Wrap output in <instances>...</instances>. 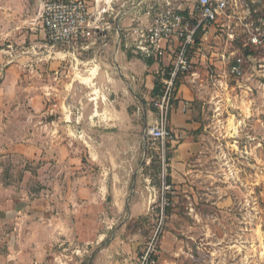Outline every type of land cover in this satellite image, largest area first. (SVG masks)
I'll return each mask as SVG.
<instances>
[{
  "label": "rangeland",
  "instance_id": "1",
  "mask_svg": "<svg viewBox=\"0 0 264 264\" xmlns=\"http://www.w3.org/2000/svg\"><path fill=\"white\" fill-rule=\"evenodd\" d=\"M243 1L254 27L264 23V5ZM38 11L39 0H0V48L23 68L15 99L0 102V241L36 213L67 224L55 253L83 257L82 264L99 256V264H141L152 250L157 264H264V44L252 46L238 32L227 48L223 37L231 63L245 59V73L231 74V63L207 69L189 155L176 153L181 139L164 155L153 141L129 152L117 140L115 165L101 166L91 163L85 138L59 129L56 90L51 112L32 102L52 81L102 73L63 69L58 52L67 47H52ZM78 89L72 121L62 126L88 133L92 119L79 110L90 111V91ZM51 142L70 144V155L83 163L60 164ZM29 143L36 160L27 155Z\"/></svg>",
  "mask_w": 264,
  "mask_h": 264
},
{
  "label": "crops",
  "instance_id": "2",
  "mask_svg": "<svg viewBox=\"0 0 264 264\" xmlns=\"http://www.w3.org/2000/svg\"><path fill=\"white\" fill-rule=\"evenodd\" d=\"M86 1L95 28L94 37L80 42L74 48L60 50L59 65L63 69H68L69 64L78 67L83 65L90 74L97 68L102 71L101 76L99 73L96 77L57 81V86L52 81L51 85L45 87L43 97L34 96L32 102H42L44 114L51 112V106L48 110L47 107L52 97L56 96L53 91L56 90L60 97L59 129L62 133L66 129L69 136L85 138L91 163L109 167L115 165L114 157L119 150L117 140L123 141L121 149L127 148L131 152L146 140V130L156 124L158 115L153 103L161 94L163 74L172 67L182 44L181 40L175 39L170 45H162L160 55L145 57L138 50V45L151 18L170 5L192 24H197V0ZM101 10L106 12L99 15ZM227 13L230 15L229 20L221 18L208 32L199 33L197 45L190 52L192 73L177 82L175 106L169 119L170 128L183 140L176 153L189 155L191 150L196 149L193 131L198 128L194 120V104L204 95L206 82L209 81L207 69L212 66L228 69L232 59L229 51L221 45L222 39L227 37L229 31L236 34L243 32L236 26L239 20L245 18L244 3L240 1L237 7H230ZM229 42L227 40V48ZM22 69L20 60L13 53L0 48V102L15 99ZM98 86L100 88L97 89ZM78 87H86L90 91L86 93L90 111L85 108L79 110L81 115L92 119L94 126L88 133L79 129L75 132L68 125L62 126L63 122H70L69 118L72 121L74 114L71 107L74 106ZM68 145L51 142L49 147L51 151L57 153L55 150H58L60 153V164H82L70 155L73 151ZM35 152L29 143V159L33 156L36 160ZM42 215H26L27 220L17 222L15 228L5 234V238L0 241V264H82L83 257L55 253L57 242H65L62 234H66L67 224L44 220ZM99 258L93 260L92 264H99Z\"/></svg>",
  "mask_w": 264,
  "mask_h": 264
},
{
  "label": "built area",
  "instance_id": "3",
  "mask_svg": "<svg viewBox=\"0 0 264 264\" xmlns=\"http://www.w3.org/2000/svg\"><path fill=\"white\" fill-rule=\"evenodd\" d=\"M240 1L244 3L243 0H197V24H192L179 13L178 9L170 5L155 17H149L152 21L138 45V50L145 57L160 55L163 51V44L170 45L175 39L182 41L172 67L163 74L161 94L153 103L158 120L154 126L145 132V139L158 143L163 155L166 145L180 138L170 128L169 119L175 106L177 82L180 78L192 73L193 62L190 52L197 45L199 33L208 32L217 25L221 18L229 20L230 15L227 12L230 7H237ZM251 4L259 7L264 5V0H251L249 6ZM244 6L247 7L248 5L244 3ZM105 12L106 10H101L99 15ZM246 16H249L247 11L245 18L239 20L236 27L243 30L252 46L263 45L264 23L254 27V23L250 22ZM261 20L264 22V19ZM38 21L52 47L74 48L80 42L94 37L95 28L91 23V15L86 0H42L38 12ZM227 29L229 30L228 27ZM226 36L229 41H234L239 35L229 31ZM230 72L236 77H242L245 73V59L242 57L235 58L230 64ZM141 264H157L154 250L148 251L142 256Z\"/></svg>",
  "mask_w": 264,
  "mask_h": 264
},
{
  "label": "water",
  "instance_id": "4",
  "mask_svg": "<svg viewBox=\"0 0 264 264\" xmlns=\"http://www.w3.org/2000/svg\"><path fill=\"white\" fill-rule=\"evenodd\" d=\"M41 5H42V0H39V11H40Z\"/></svg>",
  "mask_w": 264,
  "mask_h": 264
},
{
  "label": "trees",
  "instance_id": "5",
  "mask_svg": "<svg viewBox=\"0 0 264 264\" xmlns=\"http://www.w3.org/2000/svg\"><path fill=\"white\" fill-rule=\"evenodd\" d=\"M249 55H253V53H249Z\"/></svg>",
  "mask_w": 264,
  "mask_h": 264
},
{
  "label": "bare ground",
  "instance_id": "6",
  "mask_svg": "<svg viewBox=\"0 0 264 264\" xmlns=\"http://www.w3.org/2000/svg\"><path fill=\"white\" fill-rule=\"evenodd\" d=\"M235 130V129H234Z\"/></svg>",
  "mask_w": 264,
  "mask_h": 264
}]
</instances>
